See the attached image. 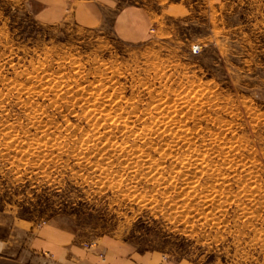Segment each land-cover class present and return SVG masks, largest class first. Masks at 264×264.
<instances>
[{
	"label": "rangeland",
	"instance_id": "374dc122",
	"mask_svg": "<svg viewBox=\"0 0 264 264\" xmlns=\"http://www.w3.org/2000/svg\"><path fill=\"white\" fill-rule=\"evenodd\" d=\"M39 1L0 0V235L264 264V0Z\"/></svg>",
	"mask_w": 264,
	"mask_h": 264
},
{
	"label": "crops",
	"instance_id": "0c3cea01",
	"mask_svg": "<svg viewBox=\"0 0 264 264\" xmlns=\"http://www.w3.org/2000/svg\"><path fill=\"white\" fill-rule=\"evenodd\" d=\"M39 2L48 8L41 9L39 13L46 22H57L64 15L65 10L67 11V6L62 0ZM71 12L76 14L75 20L80 25H85L84 22L89 18L98 21L91 7L80 6ZM122 13L119 14L116 22L117 30L121 31L122 37L128 41L142 39V35L140 36L137 31L122 28V18L127 14ZM100 249L104 253V260L100 259L96 252L80 247L71 231L51 224L32 231L28 237L17 235V232L7 238L0 235V264H163L159 254L152 252L139 254L129 246L114 240L104 241L100 244ZM173 264L192 263L178 261Z\"/></svg>",
	"mask_w": 264,
	"mask_h": 264
},
{
	"label": "bare ground",
	"instance_id": "6f19581e",
	"mask_svg": "<svg viewBox=\"0 0 264 264\" xmlns=\"http://www.w3.org/2000/svg\"><path fill=\"white\" fill-rule=\"evenodd\" d=\"M43 87H44V86H43ZM162 122H163V121H162ZM162 122H161V123H162ZM162 127H163V126H162ZM168 127H170V126H168ZM165 129H166V131H168V130H167L168 128H165ZM159 130H161V129H159ZM172 130H173V129H172ZM166 131H165V132H166ZM168 132L171 133L172 131H168ZM168 132H167V133H168ZM174 132H175V131H174ZM161 133H162V132H161ZM163 134H164V133H163ZM176 135H178V133H177ZM179 136H181V135H179ZM179 136H177V137H179ZM160 137H161V136H160ZM182 138H183V137H182ZM196 157H197V156H196ZM218 178H219V177H218ZM212 194H213V193H212ZM218 196H219V195H218ZM204 201H205V200H204Z\"/></svg>",
	"mask_w": 264,
	"mask_h": 264
}]
</instances>
